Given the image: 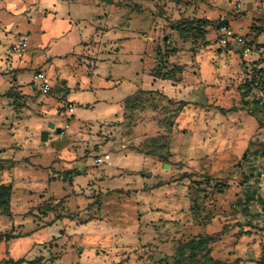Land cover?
I'll use <instances>...</instances> for the list:
<instances>
[{
    "label": "crops",
    "instance_id": "obj_1",
    "mask_svg": "<svg viewBox=\"0 0 264 264\" xmlns=\"http://www.w3.org/2000/svg\"><path fill=\"white\" fill-rule=\"evenodd\" d=\"M128 3L0 1V188L6 192L5 209L0 210V264L26 259L33 246L48 242L63 251L61 264H128L121 257L141 248L143 235L149 236L156 254L162 250V231L153 227L146 233L133 215L143 211L142 218L152 226L162 218L173 219L178 214L177 189L173 183L158 186L157 177L148 186L144 172L155 174L159 164L129 148L123 137L116 138L127 101L141 90L164 91L189 101L185 119L193 125L195 115L199 137L202 124L212 120L221 125L214 138L219 151L227 148L238 159L250 151L253 166L237 169L238 182L227 197L238 200L241 212L227 213L229 241H218L213 255L239 259L241 264H264V99L261 104L253 102L260 97L254 95L257 89L243 95L244 76L252 78V72L245 74L246 60L238 47L230 46L218 56L210 55L213 77L204 62L196 69L188 63L181 88L154 80L150 52L159 43L157 17ZM214 3L211 16L225 17L231 30L245 37L253 49L251 66L264 70V0H246L242 12L236 11V0ZM22 36H29L30 44L19 59L12 47ZM39 71L51 78L48 96L33 85ZM227 85L232 92L223 90ZM215 101L237 111L226 119L216 108L208 112L213 107L207 105ZM70 103L76 109L69 119ZM180 149L189 151L190 145L177 146V155ZM104 154L110 155V162L97 165L95 159ZM241 173L246 174L243 181ZM96 190L104 194L100 219L94 216ZM32 200L54 206L45 211L49 225L33 227ZM126 211L131 212L130 222ZM16 233L21 235L15 237ZM138 262L144 264L141 258Z\"/></svg>",
    "mask_w": 264,
    "mask_h": 264
},
{
    "label": "rangeland",
    "instance_id": "obj_2",
    "mask_svg": "<svg viewBox=\"0 0 264 264\" xmlns=\"http://www.w3.org/2000/svg\"><path fill=\"white\" fill-rule=\"evenodd\" d=\"M128 2L152 11L158 20L159 43L150 52L151 75L154 80L170 82L173 86L181 88L183 75L185 71L189 72L188 63L192 69H196L206 62L208 65L206 72L210 73L215 65L210 55L218 56L225 51L218 38V26L223 16L218 20L211 16L215 7L214 0H128ZM246 70L248 71L245 74L251 75L252 68L246 66ZM190 72L196 74V71ZM211 75L213 77L214 73L211 72ZM245 80L248 79L244 76L242 84ZM211 85L216 84H208ZM225 88L228 92L233 90L231 85L223 87V90ZM260 94L261 92L257 91L254 93L260 96L258 100H263ZM221 95L222 93L218 96ZM215 103L216 101L213 102ZM190 104L187 100L159 90H141L126 103L124 120L120 124L121 129L116 138L123 137L122 142H126L129 148L153 157L159 164L155 174L144 172L143 177L147 178L148 186L151 184L150 180L157 177L158 186L173 183L175 186L173 189L176 188L178 192L175 197L178 214L170 220L160 219L158 226H152L148 219L142 218L143 211L137 213L135 211L134 219L146 233L153 227H158L162 231L160 235L162 243L159 245L162 250L156 254L148 243L149 236L143 235L144 242L139 244L141 248H135L130 256L119 254L126 256L121 258L127 259L128 264H139V258L144 264H241L239 259L231 261L216 258L213 251L218 241L221 240L223 244L229 241L225 235L230 226L225 218L228 212L234 215L241 212V209H238V200L234 199L233 195L232 200L230 197L227 198L228 193L232 185L238 182L236 177L240 173H236L237 169L241 170L243 166L252 167L253 159L250 151L246 152L242 159H238L236 156L232 158L233 154L230 155L227 148L224 152L214 148V138L222 127L213 124L210 118V123L202 124L203 132L199 137L196 133L195 115H192L195 122L193 125L185 119ZM213 104L207 105L209 109L213 107L208 112L216 108L225 119L237 111L233 105L221 108V104ZM247 108L250 110L251 106ZM205 130L207 131L204 132ZM182 134L188 136V141ZM185 145H190L189 151L180 149L178 151L180 155H177V146ZM166 164L167 169L164 168ZM255 169L250 168L249 171ZM242 175L243 181L246 174L241 173ZM96 193L94 216L100 219L103 217L101 206L104 194L97 190ZM50 206L32 200L30 215L33 227L40 228L50 224L45 217V211L55 209L54 206ZM3 208V200L0 197V210ZM126 215L127 221L130 222L131 212L126 211ZM35 231L36 229H32V233ZM20 235L21 233H16L15 237ZM63 255V251L55 249L53 242L42 245L38 243L32 247L30 257L20 264H61Z\"/></svg>",
    "mask_w": 264,
    "mask_h": 264
},
{
    "label": "built area",
    "instance_id": "obj_3",
    "mask_svg": "<svg viewBox=\"0 0 264 264\" xmlns=\"http://www.w3.org/2000/svg\"><path fill=\"white\" fill-rule=\"evenodd\" d=\"M1 1V0H0ZM246 0H236L235 9L238 12H242L244 10V4ZM218 38L221 46L224 48L230 46H236L240 49V52L243 58L246 60V63L249 69L252 68L251 63L249 62V58L253 53V49L250 44L246 41L245 37L235 33L231 30L227 20L225 17H222L219 22L218 26ZM30 44L29 36H22L20 37L12 47V54L13 56L22 59L26 55ZM250 73V71H249ZM33 85L42 95H50L53 90V85L51 78L48 74L44 71L36 72L33 77ZM75 105L70 103L67 105L66 108V117L71 118L75 112ZM66 129L70 128L69 124H66ZM110 155L104 154L99 156L95 159V163L97 165H104L110 162Z\"/></svg>",
    "mask_w": 264,
    "mask_h": 264
},
{
    "label": "trees",
    "instance_id": "obj_4",
    "mask_svg": "<svg viewBox=\"0 0 264 264\" xmlns=\"http://www.w3.org/2000/svg\"><path fill=\"white\" fill-rule=\"evenodd\" d=\"M223 47V46H222ZM252 78L250 80H245L244 83L241 85V89L243 90V95L252 93L254 89H257L259 92H264V70H257L256 68L252 67ZM257 97L253 99L255 104H261L263 100H256ZM246 102H244V105ZM5 190L0 188V197L3 199L5 197ZM3 205H5V201H3ZM24 259L19 261L10 262L11 264H20L23 263Z\"/></svg>",
    "mask_w": 264,
    "mask_h": 264
},
{
    "label": "water",
    "instance_id": "obj_5",
    "mask_svg": "<svg viewBox=\"0 0 264 264\" xmlns=\"http://www.w3.org/2000/svg\"><path fill=\"white\" fill-rule=\"evenodd\" d=\"M50 127H51V128H55L54 125H51ZM56 131H57L59 134L62 133V129H60V128H57ZM165 168H168V164L165 165Z\"/></svg>",
    "mask_w": 264,
    "mask_h": 264
}]
</instances>
